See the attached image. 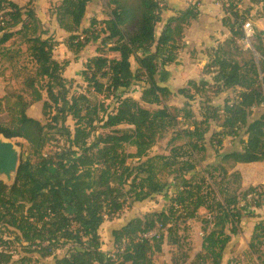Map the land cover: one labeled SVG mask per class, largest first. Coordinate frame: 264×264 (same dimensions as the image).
<instances>
[{
	"label": "trees",
	"instance_id": "obj_1",
	"mask_svg": "<svg viewBox=\"0 0 264 264\" xmlns=\"http://www.w3.org/2000/svg\"><path fill=\"white\" fill-rule=\"evenodd\" d=\"M29 1L26 11L12 0L0 1L1 11L11 9L6 14L13 22L11 27L21 26L16 33L29 45L28 52L37 65L35 76L25 82L31 102L15 96L16 101L10 108L12 119L8 123L0 122V136L24 139L42 162L35 164L30 158L21 161L12 187L0 181V264L33 262L29 257L15 261L7 247L10 240H5L4 233L25 244L26 253H36L40 259H53V262L37 261L36 264H115L113 255L103 250L101 228L106 217L117 215L130 201L144 202L164 193L169 186L168 177H173L177 185L168 211L134 218L113 232L115 246L122 242L129 245L124 251V262L156 264L153 257L162 252V241L137 242L139 236L153 230L156 224L172 226L174 218L184 213L196 219L200 209L206 208L210 218L203 221L206 227L202 251L194 264L207 261L232 264L226 254L232 238L240 234L244 219L256 216L249 214L246 206L238 207L240 201L235 195L226 199L214 196L209 205L201 187L187 177L195 171L194 164L177 162L172 155L152 156L151 152L173 122V114L179 111L194 128L185 130L175 140L185 141L192 152L208 149L201 143L210 131V118L202 115L203 119L198 120L191 103L201 87L220 94L239 88L236 100L225 105L220 123L222 132L214 137L239 139L243 148L221 156L218 167L227 175L236 165L264 163V111L251 118L253 111L264 105V54H260V62L252 59L244 65L234 59L229 48L242 42L243 35L242 30L236 29L237 25L241 29V23L238 14L233 13L234 8L227 9L230 17L226 15L222 20L231 37L212 49L210 62L203 68V75H213L214 85L204 80L188 82L186 88L176 92L186 100L185 107L179 110L167 105L175 94L158 85V75L162 67L177 63L180 43L188 27L199 20V9L190 4L170 18L158 35L157 27L166 10L163 0H108V17L100 22L93 20V24L99 23L104 35L102 44L109 45V51L117 53L118 57L89 58L82 76L95 94L115 91L120 96L115 99V110L110 111L104 104L94 103L88 96L89 91L72 93L74 84H78L76 79L65 77L70 61L61 63L55 59L59 42L51 38L33 10L31 5L36 0ZM92 1L61 0L55 10L60 29L70 35L65 45L73 53L86 48L78 35ZM262 3L260 0L255 6L260 7ZM259 11L260 8L258 18ZM247 16L251 21L252 13L247 12ZM255 34L259 35L262 48L264 32L256 28ZM13 36L14 32L0 27V45L8 43ZM100 39L98 33L92 41ZM89 42L91 40H86ZM139 83L145 84L139 99L130 95L121 97ZM7 102L8 97L0 98V112L7 108ZM38 102L43 103L44 116L54 113L59 120L58 127L49 128L28 116V109ZM69 119L74 122L73 129L67 125ZM98 128L105 132L100 134ZM57 139L64 141L62 152L56 158H43L40 154ZM232 175L240 177L237 171ZM256 190L257 187H250L243 192L244 196L253 195ZM65 196L73 203L72 213L68 211ZM256 218L252 249L264 245V218ZM67 245L75 248L57 257L55 251Z\"/></svg>",
	"mask_w": 264,
	"mask_h": 264
},
{
	"label": "rangeland",
	"instance_id": "obj_2",
	"mask_svg": "<svg viewBox=\"0 0 264 264\" xmlns=\"http://www.w3.org/2000/svg\"><path fill=\"white\" fill-rule=\"evenodd\" d=\"M12 1L22 7L24 11L29 8V0ZM259 1L260 0H253L252 2L256 5L255 3H258ZM60 2L61 0H36L31 5L37 14V17L41 20L43 27L49 30L51 38L53 40L56 39V41L59 42L55 51V59L61 63L70 60V65L66 69L65 76L69 79L75 78L78 84H74L72 93L81 94L82 92L86 93L89 91L90 93L88 96L94 103L104 104L108 109L111 108L110 111H114L117 106V101L115 99L120 96L116 94L115 91L107 95L95 94L92 90H89L82 76L84 64L89 58L101 55L102 58L109 60L118 57L117 53L109 51V45L102 44V38H104V35L101 33V26L99 23L93 24V20L100 22L106 20L108 17L109 9H107L106 6L108 0H93L90 3L85 23L80 30V35H78L79 40L86 44V48L75 53L71 52L66 47L65 43L69 40L70 35L66 31L60 29L56 20L55 10L60 5ZM218 2L220 3V7L223 8L225 16L228 15L227 17H230V12H227V9L229 11L231 8H234L233 13H237L240 19L242 16H247L248 11H246L247 8L244 0H219ZM8 12H11V9L0 10V27H6L9 32H14L13 38L8 43L0 45V98L8 97L7 108L0 112V122L5 123L10 122L12 119L13 110L10 108L16 101L15 96L19 95L26 102H31L30 91L25 82L28 78L34 77L37 72V65L28 52L29 45L18 33H16V30L20 29L21 26L16 28L11 27L13 22L9 21V17L6 15ZM259 12L261 17L264 18V0L260 5ZM222 26L215 24L213 32L216 37H223L224 39L220 40L224 41L225 39L227 40L230 38L231 34L228 38L224 37L226 33L225 31H218L216 34L218 28H227ZM86 29H88V32L86 31L83 33ZM236 29L241 32L240 25H237ZM160 30L161 25H158L157 32L159 33ZM98 33L101 34V39L98 41H92L93 36H96ZM227 34L229 33L227 32ZM258 38L259 35L255 34L253 38V47L251 49H245V46L241 41H238L236 45H232L229 50L234 59L238 60L242 65L252 59L260 62L262 60L260 54H264V44L261 48ZM86 40H91V42L86 43ZM209 77L211 78L207 79L209 80V84L214 85V82L212 81L213 75L212 77ZM215 86L219 85L215 84ZM139 91V88H132L129 92L121 94V97L127 95L134 97L139 95ZM240 91L241 89L238 88L220 94L213 92L211 88L201 87L200 93L191 103L198 120L203 119L202 115L210 118V131L205 135V138L201 143L204 146H208V149L192 152L187 148V145H185V141L175 140V138L178 135H182L185 130H193L194 128L191 126L190 122H187L182 118L183 112L179 111L178 113L176 112L173 114V122L167 127L161 139L153 148L151 155H172L176 158L177 162H190L191 164H194L196 167L195 171L190 173L187 177L192 179L196 186L201 187L202 195L205 197V200L209 205H212V199L214 196H218L219 199H226L235 195L240 201L238 207L242 208L243 206H246L249 214L264 218V163L236 165L235 169L230 171L227 175H224L221 168L218 167L221 162L219 161V159L222 158L221 156L243 148V146L239 144V139L234 140L232 138H223L221 136L214 137L219 134V132H222L220 123L221 118L224 115L225 105L228 102H234ZM44 97H47L45 93ZM185 102L186 100L183 96L180 97L175 93V97H171L167 101V105L170 108L177 107L180 110L185 107ZM42 108V102L35 103L28 109L27 114L29 117L40 121L43 125L49 128L58 127L59 120L54 117V113L49 116H44ZM149 108L155 109L156 107ZM263 111L264 105L257 107L253 111L251 118H256ZM67 125L73 129L74 122L69 119ZM98 132L101 134L102 132H105V130L98 128ZM220 140L222 143L219 142ZM11 141L14 143L19 154V164L21 161L28 158H30L35 164H41L42 160L38 157V154L33 153L28 142L24 139H12ZM91 141H94V139ZM63 148L64 141L57 139L48 144L44 149V152L40 155L43 158H56L57 155L62 152ZM132 164H135V162ZM176 168H178V165ZM51 170L52 173L55 171L54 168ZM235 171L240 174V177L232 175ZM0 180L4 179L0 176ZM167 180L169 186L164 193L155 195L144 202L130 201V203L126 204L123 211L115 216L106 217V221L101 228V237L104 243L103 250L115 255L113 257L115 264H126L123 257L124 251L129 245L127 242H122V244L115 246V244H113V232L122 228L134 218H143L151 213L168 211L171 205L170 199L174 196L177 190V185H175L173 177H168ZM4 181L9 187L13 184L12 181H7V179ZM250 187H257L256 192L248 197L244 196L243 192ZM62 196H64V194H62ZM64 201L69 213L74 212L72 201L66 196L64 197ZM179 210H181V208H179ZM208 216L209 211L206 208H202L196 219L186 217L185 213L182 214V216L178 215L175 217L174 219L176 220L173 221L172 226L168 225L165 227V235L160 240H157V242L162 241L163 249L161 253L156 254L153 257L154 262L156 264H194L196 262L197 254L202 251L204 237L203 229L206 227V225L203 224V221ZM256 217L244 219L241 224L240 234L232 238L226 253L232 264H264V245L258 246L256 249L250 247L251 236L256 225L255 222L257 221ZM3 237L5 240H10L7 247L8 251L14 256L15 261H18L23 257H29L33 260L31 264H36L37 261L53 262L52 258L40 259L39 255L36 253H26L23 250L25 244L19 243V241L15 240L10 234L4 233ZM73 248L75 247L67 245L64 248H59L55 252H57V257H62ZM198 264L202 263L199 262ZM204 264H210V261H207Z\"/></svg>",
	"mask_w": 264,
	"mask_h": 264
},
{
	"label": "crops",
	"instance_id": "obj_3",
	"mask_svg": "<svg viewBox=\"0 0 264 264\" xmlns=\"http://www.w3.org/2000/svg\"><path fill=\"white\" fill-rule=\"evenodd\" d=\"M200 1V18L188 27L185 38L180 43L181 49L177 57V63L162 67L158 75V85L170 89L174 94L177 90L186 88L190 81L204 80L209 82L207 79L211 78L208 75H203V68L210 62L212 49L223 42L220 39H224L223 37H216L213 32L215 24L222 26V20L225 17V12L220 7L219 0ZM244 1L246 10L252 13L251 22L254 23L252 24L257 30L264 32V18L261 17V14L259 15L260 18L257 17V10L260 7L253 5L252 0ZM163 5L166 7V10L163 12L162 22L159 24L161 25V30L159 33L157 32L158 35L162 33L164 26L170 18L175 17L179 11L186 10L190 6V1L163 0ZM218 31H225L224 37H228L231 34L227 28H218L216 34ZM133 68L136 69L134 61ZM144 87V83H139L138 86L133 87L140 89L139 95L134 96L136 99L141 97Z\"/></svg>",
	"mask_w": 264,
	"mask_h": 264
},
{
	"label": "water",
	"instance_id": "obj_4",
	"mask_svg": "<svg viewBox=\"0 0 264 264\" xmlns=\"http://www.w3.org/2000/svg\"><path fill=\"white\" fill-rule=\"evenodd\" d=\"M0 137L2 138V140L0 139V176L4 180L7 179V181H12L13 186L16 181V175L19 167V154L11 139H7L2 135ZM4 180L0 181L7 185Z\"/></svg>",
	"mask_w": 264,
	"mask_h": 264
},
{
	"label": "built area",
	"instance_id": "obj_5",
	"mask_svg": "<svg viewBox=\"0 0 264 264\" xmlns=\"http://www.w3.org/2000/svg\"><path fill=\"white\" fill-rule=\"evenodd\" d=\"M190 4L199 9L200 0H189ZM242 30V43L245 49H251L253 47V38L255 33V27L247 16H242L240 19ZM166 233V228L162 224H156L155 228L147 233L141 234L137 242H152L154 240H160ZM115 255H113L114 257Z\"/></svg>",
	"mask_w": 264,
	"mask_h": 264
},
{
	"label": "bare ground",
	"instance_id": "obj_6",
	"mask_svg": "<svg viewBox=\"0 0 264 264\" xmlns=\"http://www.w3.org/2000/svg\"><path fill=\"white\" fill-rule=\"evenodd\" d=\"M0 139L2 140V138L0 137Z\"/></svg>",
	"mask_w": 264,
	"mask_h": 264
}]
</instances>
